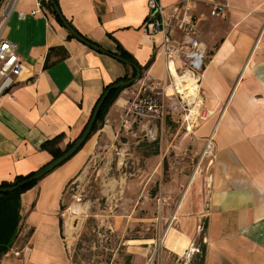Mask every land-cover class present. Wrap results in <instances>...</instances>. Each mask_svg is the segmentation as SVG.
<instances>
[{
  "label": "crops",
  "instance_id": "0c3cea01",
  "mask_svg": "<svg viewBox=\"0 0 264 264\" xmlns=\"http://www.w3.org/2000/svg\"><path fill=\"white\" fill-rule=\"evenodd\" d=\"M158 1L169 12L175 0ZM37 2L40 10L31 14ZM55 3L84 38L110 53H118L119 45L146 78L166 81L154 48L161 33L142 30L146 0ZM194 3L196 36L204 49L198 96L208 113L191 131L208 141L210 157L194 185L203 191L182 198L185 215L166 230L162 246L177 258L170 264H189L200 247V264H264V0ZM216 3L223 17L210 14ZM4 12L0 35L16 42L24 79L0 95V182L49 161L41 143L60 133L57 145L63 149L84 127L103 86L132 71L69 36L47 0H0V17ZM180 34L173 31L177 39ZM126 90L109 105V115L126 104ZM95 141L90 135L30 187L0 193V264H67L58 211L62 189L84 155L81 150L92 149Z\"/></svg>",
  "mask_w": 264,
  "mask_h": 264
},
{
  "label": "rangeland",
  "instance_id": "374dc122",
  "mask_svg": "<svg viewBox=\"0 0 264 264\" xmlns=\"http://www.w3.org/2000/svg\"><path fill=\"white\" fill-rule=\"evenodd\" d=\"M147 83L140 70L124 87V97L130 100ZM170 101L164 99L159 117L130 112L126 105L109 115L108 108L106 125L91 134L96 141L92 149L81 150L84 155L64 183L58 208L67 264L177 261L164 251L161 237L185 215L182 198L203 191L194 185L206 173L210 149L191 131L200 118L184 116L177 94ZM195 110L208 113L200 105ZM198 258L191 254L189 264Z\"/></svg>",
  "mask_w": 264,
  "mask_h": 264
},
{
  "label": "built area",
  "instance_id": "2783aa9c",
  "mask_svg": "<svg viewBox=\"0 0 264 264\" xmlns=\"http://www.w3.org/2000/svg\"><path fill=\"white\" fill-rule=\"evenodd\" d=\"M12 2V1H11ZM8 4V7L11 5ZM148 13L142 24V30L150 35L161 33L160 38L155 44V53L162 56L166 69V81L147 77L148 83L146 89L137 92L130 100L126 99V109L139 115H151L159 117L164 112V99H171L172 96L178 95V105L187 113V106L193 103L189 101L190 93L187 94L179 90L175 84L171 68L178 75L189 74L195 80V88L198 91V83L201 77L202 65L204 59V49L197 40L195 17L192 10L195 6L194 0H175L170 7L169 12H165L163 6L158 0H146ZM37 2L35 8L30 10L31 14L38 12L40 9ZM210 14L223 17L221 4H214L209 10ZM22 12L19 11V15ZM5 16V12L0 19ZM178 30L181 34L179 39L173 36V31ZM174 60L178 61L174 65ZM23 63L22 58L17 52L15 41L2 37L0 35V95L9 92L11 88L23 80ZM141 83L140 86H142ZM185 89V88H184ZM183 89V90H184ZM198 94V92H197ZM174 101H170L172 104ZM202 117L197 114L196 117ZM164 233L162 234L161 240ZM15 255L19 250L13 251Z\"/></svg>",
  "mask_w": 264,
  "mask_h": 264
},
{
  "label": "water",
  "instance_id": "95a60500",
  "mask_svg": "<svg viewBox=\"0 0 264 264\" xmlns=\"http://www.w3.org/2000/svg\"><path fill=\"white\" fill-rule=\"evenodd\" d=\"M47 1L50 3L51 8L53 10V14L55 15V17L59 20L60 24L67 30V32L70 35H72L74 38H76L80 42L86 44L90 48L95 49V50L100 51V52H103V53H108L112 57H114L115 59H117L123 63L128 64L133 69V74L130 75L129 77L125 78V79H123V78L116 79V80L110 82L103 89V91L100 93V95L97 97L95 103L93 104L90 115H89L83 129L80 131L79 135L76 137V139L72 142V144L70 146L65 148L61 153H59L57 156L51 158L49 161L44 163L42 166H40L39 168L34 170L29 175L11 183V184L0 185V193L13 191V190L31 182V181H35V180L39 179L45 173H47L52 168H54L56 165H58L59 163H61L65 159H67L70 155H72L77 150V148L84 142L85 138L89 134V132L92 128L93 122L95 120L96 114L99 110V107H100L101 103L103 102L104 98L107 96L108 92L111 89H115V88H118V87L124 86V85H129L130 83H132L134 80H136L139 77V73H140V66L134 59L125 58V57H123L117 53H110L109 51H107L106 49L101 47L100 45L84 38L82 35H80L78 32H76L72 28V26L68 23V21H66V19L60 14L58 7L56 6L55 0H47Z\"/></svg>",
  "mask_w": 264,
  "mask_h": 264
},
{
  "label": "trees",
  "instance_id": "16d2710c",
  "mask_svg": "<svg viewBox=\"0 0 264 264\" xmlns=\"http://www.w3.org/2000/svg\"><path fill=\"white\" fill-rule=\"evenodd\" d=\"M47 7L49 8V10L53 13V10H52V8H51V5H50V3L47 1ZM54 15V14H53ZM54 17H55V15H54ZM57 19V18H56ZM58 22H59V20H58ZM60 23V22H59ZM68 35L69 36H71L69 33H68ZM117 48H118V53L117 54H120L121 56H123V57H125V58H128V59H133V58H131L119 45H117ZM133 74V69H132V71H131V74L130 75H132ZM128 76L126 75V74H124V75H122L121 77H119V78H123V79H125V78H127ZM119 78H116V79H119ZM115 79V80H116ZM109 84V83H108ZM108 84H106V85H104L103 86V88H102V91H103V89L108 85ZM125 86H127V85H124V86H120V87H118V88H115V89H111L109 92H108V94H107V96L104 98V100H103V102L101 103V105H100V107H99V110H98V112H97V114H96V117H95V120H94V122H93V125H92V128H91V130H90V132H89V134L87 135V137L85 138V140L98 128V127H100L101 126V124H102V122H103V118H104V115H105V113H106V111H107V109H108V107H109V105L113 102V100H114V98L116 97V95L118 94V92L122 89V88H124ZM95 103V102H94ZM93 107V106H92ZM83 129V128H82ZM79 135V134H78ZM77 135V136H78ZM76 136V137H77ZM76 137L72 140V141H70V142H68V143H66L65 144V146L63 147V149H61V148H59L58 147V145H57V143H58V141L60 140V138H61V134L60 133H58V134H56V135H54L52 138H49V139H46V140H44L42 143H41V146L44 148V149H46V150H48L49 152H50V154H51V157L53 158V157H55V156H57L59 153H61L65 148H67L68 146H70L71 144H72V142L76 139ZM84 140V141H85ZM83 144V143H82ZM81 144V145H82ZM80 145V146H81ZM80 146L78 147V148H80ZM78 148H77V150H78ZM33 171H30V172H28V173H26V174H18V175H15L11 180H4V181H1L0 182V185H8V184H11V183H13V182H15V181H17V180H19V179H21V178H23V177H25V176H27V175H29L30 173H32ZM36 182V180L35 181H31V182H29V183H27V184H25V185H23V186H21V187H19V188H17V189H15V191H22V190H24V189H26V188H28V187H30L31 185H33L34 183ZM59 225L61 226V224H60V219H59ZM201 247H200V253H199V251H197V253H194L193 255L195 256V257H199L198 259V263H196V264H200V262H201V259H202V257H201Z\"/></svg>",
  "mask_w": 264,
  "mask_h": 264
},
{
  "label": "bare ground",
  "instance_id": "6f19581e",
  "mask_svg": "<svg viewBox=\"0 0 264 264\" xmlns=\"http://www.w3.org/2000/svg\"><path fill=\"white\" fill-rule=\"evenodd\" d=\"M171 73L173 75L175 84L177 85V87H179V90L183 91L187 94H189V93L191 94L189 97L190 98L189 101L190 102L193 101V103L190 105L189 113L187 114V116H189L190 118H192L191 120H193V118L195 119V115L197 114L195 109L198 110V107L200 105V98H199V96L197 94V90L195 88V80L189 74L178 75L177 73H175L173 71L172 68H171ZM188 124H190V123H188ZM190 125H187V128L190 127Z\"/></svg>",
  "mask_w": 264,
  "mask_h": 264
}]
</instances>
